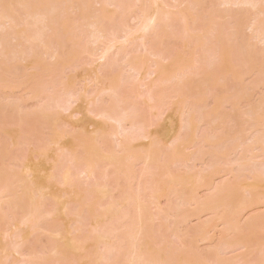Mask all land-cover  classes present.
<instances>
[{
  "label": "rangeland",
  "instance_id": "1",
  "mask_svg": "<svg viewBox=\"0 0 264 264\" xmlns=\"http://www.w3.org/2000/svg\"><path fill=\"white\" fill-rule=\"evenodd\" d=\"M80 1L78 0L79 6H81L80 3L84 2V0ZM111 1L104 5L95 4L94 6L91 4L94 7L87 9L88 12H85L83 9L84 11L81 13L80 9H78L76 11L72 10L73 12L71 11L70 13L72 16H76V18H78V14L79 16L84 15V12L88 13L85 15L89 19L90 17L92 19L98 17L106 21L107 18L108 20L110 18V23L106 21L102 25L100 24L102 26L101 30L103 32V28L105 27L106 30H104H108L107 34L110 32L113 35L117 33L116 36L120 42H123V40L125 42L124 38L127 32L131 31L134 34L136 33L135 35L133 34L134 36L132 35V38L134 37L132 39L134 43L131 46V42L124 45L125 51L127 49L128 57H124L127 54L124 53L123 55L121 53L122 51L118 53L114 49L108 57L109 61L114 64L112 65V69H107L109 70V75L107 73L108 71L100 72L99 69L97 70L98 73H101L100 77L104 76L105 81L107 80L105 85L102 84L104 79L101 81L99 78L100 73L97 76L95 70L101 63L97 61L99 53L97 50L103 47L102 43L105 44L103 42L104 39L99 45L91 42L87 45L86 40L89 34H92L90 31L92 29L88 27V30L90 28L88 31L87 26L82 25V23H86L80 18L78 19L79 22L81 21V25L76 21L78 22V26H76L75 31L79 26L84 27L83 29L79 27L83 31L82 33H78L80 29L76 31L77 34L75 35H77V40L80 37L78 34H81V38L83 34H86L87 37L84 36L82 38V45L86 42L85 46L87 45L88 50L91 49L90 51H92L94 48L95 52L93 53L97 52L96 56L92 55L89 57L85 53L80 54L70 49V45L66 47L67 44H64V51L63 49H59L60 47H57L59 49L58 56L61 57V53H64L63 58H59L61 61L59 59H55V61L52 59L55 63L60 61L57 64L59 66L54 63V66L50 68L53 62H49V56H40L41 59L38 58L37 61L35 59L36 62L31 61L32 58H28L30 60H25V63L24 60L19 59V56L18 59H15L14 55L13 60L15 59L14 61L16 62H13L11 56L9 57L11 60L7 59L5 60L6 63H3L4 59H6L4 57L1 62L3 63L2 68L4 69L0 68V191L5 189V193H0V253L3 250L2 255L4 257L0 258V264H29L28 261L31 259L39 261L42 258L43 260L46 259L44 261L47 264H136L139 261L140 263L138 264H264V204L253 205L264 197V154L263 156H259L261 151L264 152V143L262 142L264 128L256 127L254 122L249 120L250 118L243 117V113H248L264 101V86H253L260 78V74L262 75V56H257L255 53L254 59L249 64L250 68L242 67L245 60H236L235 62L239 66V70L237 69L233 73L234 77L230 76L231 71L229 70V64L227 62L224 64L225 68L221 66V68L216 70L217 67L215 66L217 65L214 63H218L222 56L219 57L221 53L215 55V52H213V49L215 50L216 47L213 42L211 43L207 39L204 40L202 37L204 35L198 37L201 33L198 32V34L200 33L198 35L196 31H193L194 33L192 35H197L198 42H193L195 37L192 36V39L189 32L186 34V37L184 36L185 30H189L186 28L191 27L192 19L199 20L200 17V21L202 22L204 19V22L205 16L207 15V13L204 15L205 12L210 10L212 8L211 6H214L216 2L214 3V0H189L191 2L189 4L196 13H193L195 15L193 18L189 17L190 20L187 18L186 27L183 24L186 18H184V15L182 16V14L186 13V8L183 9V7L180 9L184 10V12L179 14L180 11L177 8L178 2L176 0H167L172 6L169 8L170 12L168 11L171 14H168L169 17L172 16L170 19L172 21L174 20L172 24L174 23L176 29L171 28L173 30L172 32L169 31L171 30L170 28L166 31L164 30V33L168 32L164 35L167 37H164L161 28H163L162 26L165 25V22H161V24L163 23L162 26L160 24L161 28L157 27V33L151 34L149 39L150 50L162 53L160 61H157L159 59L156 61L160 62V65L162 63L160 67L163 68H159L158 75H154L150 82V85L154 86L153 92L157 98L158 114L161 116V119L155 115V111L154 116H151L152 113L147 112L148 109L146 107L148 104L146 106L144 104L148 88H144L142 83L146 77L145 72L147 73L150 70L152 71V68L154 69L153 59L155 61L156 58L146 56L147 53L144 52V48H140V39L138 37H140L141 33H138V30L141 24L139 23L140 20H133L134 15L137 16L140 14L138 15L139 17L144 16L145 8L142 10V7L146 6L147 8L148 5L145 4H149V0L136 4L138 6L136 7L138 9H136L137 11L133 9V11L128 12L127 10L126 15L122 17L123 19L120 18L121 16H118L119 11L117 10L119 9L112 5ZM150 1L151 3L153 2L152 5L155 7L156 4H159L157 1ZM215 1L218 2V0ZM55 2L58 4V1ZM123 2L128 8L131 5L133 6L136 0H124ZM92 3H94L93 0ZM154 6L151 9L152 13L155 10ZM215 6L217 13V10L224 12L229 9L228 11H232L233 13L232 17L242 10V7L240 8L239 6V8L235 6L230 8L225 5ZM214 7L212 10H214ZM201 8L202 13H200ZM244 8L245 16L246 14L248 16V18H245L247 19L246 22H250L249 18L252 19L253 17V8L252 10L248 6ZM114 10L117 13L114 14ZM164 10L166 11L167 9ZM97 12L99 13L97 14ZM177 12L181 15L179 16L180 18ZM223 12L219 14H223ZM212 13L214 12L212 11ZM100 14L108 17L102 18L103 16L100 17ZM110 15H113V17H110ZM216 15L218 16V14ZM21 16L25 15L22 13ZM163 16V18L166 17V15ZM236 16L240 17V15ZM98 18L95 19L97 20ZM114 18H118V21L119 19L121 20L116 22L117 20L114 21ZM260 19H264V15ZM40 20L42 21V19H39L38 24L42 25L40 24ZM35 22L37 24V21ZM28 23L30 22L27 21V26ZM200 23L198 21L196 25ZM225 23L227 25V34H232L230 36V44L228 45L229 50L227 49L225 51L227 52L226 56H233L238 53L240 55L244 54L246 51V41L250 38L251 40L254 39L252 38L253 33L250 29H246L247 27H243V33L236 32L237 36L236 34L233 36V33H235V27L233 28V26L237 22L235 21L234 23V19L231 18V21L228 20ZM245 24L249 25V23ZM261 24L263 22L259 25ZM59 25L61 24L59 23L55 28ZM27 26H25L26 30L28 29ZM32 26L33 23H31L29 28ZM23 27L22 25L16 29L21 35ZM180 28L184 29L180 31ZM232 28L234 30H231ZM261 28L264 30L263 27ZM165 29H167L166 26ZM35 32L33 33L35 34ZM181 32L182 34H180ZM33 33L30 35H33ZM179 38L180 40L183 38L184 42L183 40L180 41ZM186 40L190 42L188 43ZM200 40L203 45L199 44ZM10 41L13 43L10 46L12 50L16 44L19 46L16 48L18 50H23L24 48L23 51H26L29 48L28 46H30V43L28 45L25 43V46L22 45L23 47H20L18 44L20 40L15 41V39H11ZM63 41L66 40L63 39ZM204 41L208 42V44ZM106 42L108 41L106 40ZM255 43L256 46L252 43V49L256 48V51L264 50V43L257 41ZM198 44L201 45L199 47L202 49H200L201 51L206 50L208 54L211 53L214 55L211 58L212 56L203 51L204 55L205 53L207 54V56H204L207 68L208 66L215 65L212 66L215 67L216 72L214 79L216 82L213 80V84H217V87L215 88L216 90H211L212 87L208 88V85H202L205 89L199 86L201 88L200 90L197 89L198 91L194 87L195 89L193 88V90L201 92L199 98L196 99L190 95L180 98L177 95L178 89H180L179 81L173 79V76L176 72L179 73L182 71L184 73V65H187V61L189 65V59L186 60L187 56L195 54L193 51L197 53ZM128 45L129 47L126 48ZM35 46L36 44L32 48L35 49ZM124 46H121V48ZM185 46L191 49V51L188 52L187 50L189 49L186 50ZM17 49L15 50L17 51ZM65 51L68 56H66ZM131 54L137 55V60L140 59L139 61L135 60V66H139L144 62L146 70L142 68L143 72L138 77L134 74L133 70L130 69L131 71H129V67L127 66L134 61L132 58L134 59L135 55L130 57ZM137 56H135V59ZM63 59L65 61L64 64ZM208 59L210 61L213 59L212 64H209ZM41 60L42 62L39 64L40 62L38 61ZM125 60H128L127 65H125ZM183 60H186V62L182 63L181 61ZM43 62L45 63L43 64ZM205 62L203 67L206 66ZM36 63L39 65H36ZM65 63L67 64L66 66ZM40 65L41 68L38 67ZM188 65L185 70L189 68ZM36 67L39 69H36ZM51 69H54V71ZM191 71V74H195L194 76L191 75L192 80L196 79L197 81L203 76L200 75L198 77L199 73L201 74L203 70H197L198 72L196 70ZM111 72L114 74L113 78L110 76L112 75L110 74ZM180 74L176 76L178 77ZM196 74L198 75L196 76ZM109 76L111 80L108 79ZM176 76L175 78H177ZM93 77H98L100 82L97 78L94 80ZM5 78L6 81L4 80ZM162 78H164V82L161 81ZM165 78L168 80L167 82ZM86 79L88 80L86 81ZM89 79H93L89 83L91 85L88 84ZM94 81H97L96 85L98 82L104 85L103 87H106L107 90L111 88L109 86L113 84L115 86L117 81L118 83L116 85L118 84V87L120 84H123L117 97L115 95L118 91L114 92V97L111 96L112 94L107 95L108 92H103L104 94L101 97L99 94L100 100L98 101L99 98L97 99L98 109L114 107L117 109L116 113L118 115H124L126 113L128 114L132 105H136L137 107H132L138 108V112L140 111L138 116L135 117L136 121L132 123L134 127L130 124L132 121H127L126 125H121L120 129L123 127L125 130L124 134L127 137L118 129V124L110 123L111 121H107L104 118L103 121L100 117L101 121L97 118L98 116L96 118L94 115L93 117H90L91 115L88 116L89 109L97 110L96 103H93L95 108H93V105L90 108V105L92 101H96L95 97L99 92L96 88L98 86V88H101L100 85L94 87ZM110 81L113 83H110ZM5 82H7V86H5ZM105 89L102 90L104 91ZM213 91L215 95L212 94ZM240 93L241 95L237 97ZM76 94L82 95V98L78 95L76 96L77 99L78 97L80 99L78 101L72 98ZM83 94L86 95L83 97ZM140 94H143L144 97H141ZM229 94L234 95V99L230 103L226 102L225 99ZM126 96L129 97L128 103L123 101L124 97L127 101ZM242 96L245 98L240 99ZM72 99L76 100V102L74 103ZM56 101L57 103L60 102L61 105H59L62 109H58L57 107L53 108ZM146 103L148 102L146 101ZM183 103L184 105H188L187 109L184 108ZM63 105H70L72 108L70 110L68 109V111H63ZM115 105L119 108L115 107ZM100 106H103V108H100ZM194 107L198 111H203L202 113L200 112L201 114H206L207 116L209 113L208 118L206 117L204 121L200 122L198 113L190 115L192 113L191 108ZM91 112L92 110L89 113L91 114ZM216 112L221 113L220 115L224 114L225 119L222 120V118L221 120L213 121ZM237 112L239 116L242 113V121L241 118H237ZM183 113H185L184 118H181V120L180 118L178 119ZM225 113H228L230 119L234 117L232 118L234 120H228ZM233 114L234 116H232ZM261 114H264V104L261 107ZM50 115L51 118H49ZM141 116H143V119ZM155 116L158 117V121ZM45 119L50 123L52 122L50 124V126L52 125L51 127L48 126L49 122L46 124L47 121ZM58 121L59 123H57ZM140 121H145L144 129L141 126V128L137 126L138 124L136 123H140ZM153 121L158 122V124L150 128V125L154 123ZM238 121L242 123L240 122L238 124ZM55 122L58 126H56ZM189 123L190 127L188 125ZM53 126L58 130L54 129L53 132ZM251 126H253V130H250ZM191 127L192 129H190ZM102 128L104 131H102ZM95 131L97 134L99 132L100 138ZM145 131L146 133L149 132L153 139L146 138L145 140L142 135L140 137L139 134L144 132L143 134L145 135ZM56 132L57 134L55 136ZM117 132L118 134L121 132L122 139H125L124 141L118 140V137L116 138L113 135H117ZM121 135H119V139ZM63 136L64 138H62ZM96 136L98 138H95ZM90 137H93L95 145L91 143V149L90 146L86 148L87 143L91 140ZM139 138L141 139L140 141ZM51 140L53 142L56 140L54 144L56 142L57 144H52L53 142ZM152 140L154 143H157L156 145L154 144L155 147L151 143ZM253 140L254 142H252ZM59 141L60 143L58 144ZM122 143L125 144L123 145ZM122 146H126V148H122ZM254 146L258 147L257 150ZM93 147H97L98 150L101 149L102 152L99 151V153H103L106 159H102L101 155V158L98 157V159L92 157L91 150ZM127 148V152L129 151V153L125 152ZM149 149L151 151L153 150V152L156 151L154 153L156 154L155 162L144 159L145 155V158L147 157V151ZM109 152L112 153L109 158L111 156H116L115 158H117L118 156L117 159L119 160V157L122 156L124 158L120 160L124 159V163L120 160L118 162L117 160L115 161V158L113 160V157L111 160L108 159L107 155L110 154ZM142 153L144 156L141 159L138 155H142ZM71 157L75 159H71ZM74 160L76 161L75 163ZM109 161L110 163H108ZM112 162H115L116 167L113 166ZM120 162L123 165L120 166ZM72 163L74 164L72 165ZM120 168L123 169V174ZM125 168L127 171L124 170ZM31 169L33 172H36L33 173ZM91 172L96 173V175L92 176L94 173L92 174ZM253 174L254 176L262 174L263 178L257 181V183L255 182L256 180H253L254 183L252 181ZM30 180L33 181V184ZM46 180H49L50 186L53 187V190L55 189L56 195L53 193V190L46 192L48 196L45 194L42 188ZM168 181L172 183H170V192H166L167 195L164 194L162 197H157L154 191V189L156 190V185L160 183L159 185L162 184L161 186H164L166 183L169 184ZM191 183L194 184V188L193 192L189 194V185ZM248 188H250L251 194L247 193L250 192ZM246 190L248 191L246 192ZM39 192L42 197H39ZM42 193L44 194L42 195ZM51 194H54V196L52 195L53 197H51ZM31 197H33V200ZM42 198L44 199L42 200ZM63 200H66L68 205ZM9 201L13 203L19 201V204L22 203V207L16 208V205L13 203V205H10ZM61 201L68 207L67 209H64V205H62L64 207H60ZM69 202H73L72 205ZM33 204H36L35 207ZM38 204H40L41 208ZM31 205L33 209H36L32 210ZM29 209L34 211V215L36 214L32 217L33 220L37 216V210H39L38 221H35L33 224L35 225L37 223V227L36 225L34 226L36 228H32L33 225L30 224L31 222L29 223L31 228H29L26 224L29 220H26V223L23 220L25 215H31V213L25 214L23 210L28 212ZM27 219L29 218L27 217ZM22 222L27 225V229ZM58 233H60V236H58ZM24 234L28 238L26 240L23 239L26 243L21 242L25 244H20L22 246L20 248L17 244H19L18 242H20V238ZM5 247H7V251L5 250L4 252L3 248ZM16 247L20 250V254H17L19 252L16 253ZM50 261L51 263H49ZM39 263L43 264L44 262L40 261ZM31 264H37V261L36 263L32 261Z\"/></svg>",
  "mask_w": 264,
  "mask_h": 264
},
{
  "label": "bare ground",
  "instance_id": "2",
  "mask_svg": "<svg viewBox=\"0 0 264 264\" xmlns=\"http://www.w3.org/2000/svg\"><path fill=\"white\" fill-rule=\"evenodd\" d=\"M55 1H58V4H57V2H55ZM73 1V2H72ZM94 1V3H92V0H84V2H82V3H80V5L81 6H79V3H78V0H0V63L3 61V58L5 57L6 59H4V61H3V63H6V61L5 60H7V59H10L9 57L11 56L12 57V60H13V57H14V55H15V59L17 58H19L20 60H30V59H28V58H32L31 59V61H35V59H36V61L38 60V58H40V56L41 57H45V56H49L48 58H49V62H51L52 61V59L55 61V59L56 60H58L59 58L61 59V57L63 56V52L61 53V57L60 56H58V53H59V49H65V47H63V45L65 44H67L66 45V47L67 46H69L70 45V49H72V50H74L75 52H79L80 54H86V55H88L89 57L90 56H92V55H97V52L96 53H93V52H95V49L93 48V50L92 51H90V50H88V48L86 47L87 45H89V42H91V43H93V44H101L102 42V40H103V42H105V44L104 43H102V46L103 47H100L99 48V50H97V51H99V53H98V59H97V61L98 62H101L100 64H99V66H97V69H95L96 70V72H97V70L99 69V71L101 72H107L108 73V75H109V70L110 69H112V65H114L112 62H110L109 61V59H108V57H109V54H110V52L112 51V50H117V52L119 53V52H121V53H123V55H124V53L125 54H127V55H124V57L125 56H127L128 57V53H127V49H126V51H125V44H129V42H131L130 43V46L134 43V40H132V39H134V37L132 38V35L134 34V32H131V31H129V32H127L126 33V35H125V42H124V40H123V42H120L119 40H118V38H117V33L116 34H114L113 35V33H108L107 34V32H108V30L107 31H105L106 29H105V27L103 28V32L105 33H103L102 32V23L104 22H106V21H108L109 22V20H110V18H109V20H108V16L106 17L107 18V20L105 21L104 19H100V18H98V17H94V19H92L91 17H90V19H92V20H90L89 18H88V16H86L88 13H85V12H88V10L87 9H89V8H93L94 6H95V4H100V5H104V4H108L109 2H110V0H93ZM117 1V2H116ZM124 1V0H123ZM123 1H121V0H112L111 1V3H112V5H114V6H116L119 10H117V11H119L118 13V16H121L120 18L121 19H123L122 17L124 16V15H126V11L128 10V12L130 11H133V9H134V11H137L138 9L136 8V7H138L136 4H139V3H141L142 1H145V0H136V2H135V4L132 6H129L128 8L126 7V4L123 2ZM155 2L157 1V2H159V4H156V7L154 6V5H152L153 4V2L151 3V1L149 0L148 2H149V4H145V2H147V0L144 2V4L145 5H148L147 6V8H148V10H146L147 8H146V6H144V7H142L143 9L142 10H144V8H145V14H144V16L143 17H139L138 15H140V14H138L137 16H133V20H135V21H138V20H140L139 21V23L141 24V26H140V28H139V30H138V33H141V35H140V37H138L140 40V48L142 47V48H144V52L145 53H147L146 54V56H149V57H153V58H156L155 59V61L157 60V59H159V60H157V61H160V59H161V55H162V53H157V52H153V51H151L150 50V48H149V39H150V36H151V34H154V33H157L156 31L158 30L157 29V27H160L161 28V26H162V24L165 22V25L164 26H162L163 28H161L160 30L163 32V36L164 35H166L167 33H164V30L166 31V30H168L169 28L171 29V28H175L174 27V23L172 24V22H174V20L172 21V19H170V18H172V16L171 17H169V14H171V13H169L170 11H169V8L170 7H172L169 3H168V1L167 0H154ZM177 2H178V5H177V8H178V10L180 11V13L179 14H181V13H183L184 12V10H180V9H182L183 7V9H185L186 10V13L185 14H182V16L184 15L185 17L184 18H186L184 21H185V23H183L186 27H187V25H186V20L188 21V19L190 20V18L189 17H191V18H193L195 15L193 14L194 12L196 13V11L191 7V5L189 4V3H191V2H189V0H185V1H179V0H176ZM213 1V0H212ZM79 2H81L80 0H79ZM216 2V3H215ZM61 3V4H60ZM210 4H211V2H209ZM214 3H215V5H225V6H228V7H242V10L238 13V14H235V16L234 17H232L233 16V13H232V11H222L223 12V14H219V13H222L221 11H219V10H217L218 11V13L216 12V6L214 7V6H211L212 8L214 7V10H212V8L210 9V10H208V8H207V12H205V14L204 15H206V13H207V15L206 16H208V14H209V16L206 18V16H205V21L203 22V17H202V22L200 21V17H199V20L198 19H195V18H193L192 19V22H191V27L190 28H186V29H189V30H185V37H186V34L189 32V34H191V37L193 36V37H195V39L193 40V42L195 41V42H198L199 41V39H198V37H200V36H202V35H204V36H202L203 38H204V40H206L207 39V41H209V42H213V44L216 46L215 47V50L213 49V52H215V55L217 54V55H219L220 53V55H219V57L220 56H222V57H220L221 59H220V61H218V63L216 62V63H214L215 65H217V66H215V65H211L210 67L208 66V68H207V63L205 62V59H204V56L206 55L207 56V52H206V50H203L204 52H206L205 53V55H204V52L203 51H201L202 49L201 48H199V47H201V45H203L202 44V42H201V40H200V43L199 44H201V45H199L198 44V49H197V53L195 52V51H193V53H195V54H193V55H190V56H187V59L186 60H188L189 59V65H188V61H187V65H188V67L189 68H187V70H185L186 69V67H187V65L185 64L184 65V67H185V69H184V73L181 71V72H176L177 74H180V76L178 75V77L176 76L177 74L175 73L174 74V76H173V79H177L178 81H179V86H180V89H178V97H180V98H183L184 96H186V95H190V96H192V97H194V98H199L200 97V93L201 92H197L198 90L197 89H199L200 90V88L202 87V85H208V88L210 87H212L211 88V90L212 89H215L216 87H217V84H213L214 83V81L216 82V80H214L215 79V76H216V72H215V67H217V69L216 70H218V68H221V66H224V64L227 62L228 64H229V70L231 71L230 72V76H233V73L238 69L239 70V66H237L236 64V60H241V59H243V60H245V63H244V65H242V67H249V64H250V62H252V60L254 59V55H255V53H256V55L258 56V55H261L262 56V58H263V60L261 61V65L263 66V69H264V50H262L261 49V51H256L255 49L256 48H254V49H252L253 48V46H252V43H253V45H255L256 46V41L257 42H261V43H264V30H262V28L261 27H263V29H264V26H263V24H264V19H260L259 20V18L262 16V15H264V0H218V2L217 1H215L214 0ZM60 4V5H59ZM91 4H93L94 6H91ZM209 4V5H210ZM141 5V4H140ZM139 5V6H140ZM188 5V6H187ZM80 8H79V7ZM152 6H154L155 7V10H154V12L152 13V11H151V9H152ZM185 6H187V7H185ZM200 6H202V5H200ZM245 6H248V7H251V10H252V8H253V10H252V12H253V17H252V19L251 18H249V20H250V22H246L247 21V19H245V18H248V16H247V14H246V16H245ZM135 7V8H134ZM153 7V8H154ZM203 7V6H202ZM238 7V8H239ZM125 8H126V10H125ZM167 9L166 11L164 10V9ZM205 8V7H204ZM203 8V9H204ZM78 9H80V11H81V13H83V11L85 10V12H84V15L82 14V15H80L79 16V14H78V18H80L82 21H84L86 24H84V23H82V25H86L87 26V30H88V27H91V29L92 30H90V28H89V30L92 32V34H89V37L91 36V37H93L92 39H91V37H90V39H89V37H87V35L86 34H83L82 36L84 37V36H86L87 37V45L85 46V44H86V42L84 43V45H82V38H81V34H78V35H80V37H78L79 39L77 40V35H75V34H77V30H79L80 28L81 29H83V27H78V29H76V31H75V28H77L76 26H78L77 24H78V22H79V19L78 18H76V16H72L70 13H71V11L73 10V11H76V10H78ZM82 9V10H81ZM84 9V10H83ZM122 9H123V11H122ZM137 9V10H136ZM141 9V8H140ZM249 9V8H248ZM262 9V10H261ZM61 12H60V11ZM63 10V11H62ZM87 10V11H86ZM101 10H103V9H101ZM162 10H163V12H162ZM244 10V11H243ZM72 11V12H73ZM79 11V12H80ZM90 11H91V9H90ZM121 11V12H120ZM140 11V10H139ZM138 11V12H139ZM169 11V12H168ZM182 11V12H181ZM210 11V12H209ZM212 11L214 12V13H212ZM250 11V10H249ZM100 12V11H99ZM99 12H97V14L99 13ZM103 12V11H102ZM101 12V13H102ZM114 12V14L115 13H117L116 12V10H114L113 11ZM142 12H144V11H142ZM216 12V13H215ZM230 12V13H229ZM251 12V13H252ZM24 14L25 16H21V14ZM105 13V12H104ZM103 13V14H104ZM125 13V14H124ZM141 13V12H140ZM167 13V14H166ZM169 13V14H168ZM200 13H202V8H201V11H200ZM86 14V15H85ZM92 14H94V12H92ZM95 14H96V12H95ZM113 14V13H112ZM113 14V15H114ZM137 14V13H136ZM177 14H178V12H177ZM176 14V15H177ZM178 14V17L179 16H181V15H179ZM211 14V15H210ZM213 14V15H212ZM215 14V15H214ZM216 14H218V16L216 15ZM231 14V15H230ZM77 15V14H76ZM101 16L100 17H102L103 15L102 14H100ZM113 15H110V17H113ZM142 15V14H141ZM163 15H166V17L165 18H163L164 16ZM168 15V16H167ZM199 15V14H198ZM236 15H240V17L242 16H244L243 18L241 17H239V16H236ZM99 16V15H98ZM163 16V17H162ZM250 16V15H249ZM104 16L102 17V18H105ZM210 17V18H209ZM76 18V19H75ZM95 18H98L97 20L95 19ZM177 18V17H176ZM180 18V17H179ZM188 18V19H187ZM209 18V19H208ZM231 18L232 19H234V23H235V21L237 22L236 24H234V26H233V28L235 27V30L232 28L231 30H234L235 31V33H233V36H234V34H236V36H237V33H243L244 32V28L245 27H247L246 29H250L251 30V32L253 33V37L252 38H254V39H252L251 40V38L249 39V40H247L245 43H246V51H245V53L244 54H242V55H240V53H238V54H234L233 56H226V53L227 52H225L227 49L229 50V47H228V45L230 44L229 42H230V36H232V34L230 35L229 33L227 34V25H226V23L225 22H227L228 20H230L231 21ZM33 20V22H31V20ZM39 19H42V21L40 22V24H42V25H39L38 23V21H39ZM121 19H119V21L121 20ZM175 19V18H174ZM88 20H89V22H88ZM117 20V21H116ZM183 20V19H182ZM243 20H245V21H243ZM248 20V21H249ZM27 21L28 22H30V23H28V26H27ZM35 21H37V24H36V22ZM76 21H78V22H76ZM92 21V22H91ZM114 21H116V22H119L118 21V18L117 19H115L114 18ZM183 21V22H184ZM199 21V23L200 24H197L196 25V23ZM261 21V22H260ZM34 22H35V24H34ZM107 22V23H108ZM112 22V21H111ZM161 22H163L162 24H161ZM242 22H243V24H242ZM263 22V24H261V25H259L260 23H262ZM31 23H33V26H34V28H33V26L31 27V28H29L30 27V25H31ZM61 24V25H59L58 27H56L55 28V26H57L58 24ZM76 23V24H75ZM80 23V25H81V21L79 22ZM110 23V22H109ZM244 23H249V25L248 24H245V25H247V26H245L244 25ZM30 24V25H29ZM101 24V25H100ZM117 24V23H116ZM115 24V25H116ZM160 24H161V26H160ZM196 25V26H198V27H196V26H194V25ZM24 26L23 27V29L21 30V29H19V30H21V32H22V35L21 34H19L18 32H17V30L16 29H18L20 26ZM111 25V24H110ZM113 25V24H112ZM114 25V26H115ZM189 25V24H188ZM244 25V26H243ZM25 26H27V28L29 29H25ZM39 26V27H38ZM74 26V27H73ZM101 26V27H100ZM165 26H166V28L167 29H165ZM183 26V25H182ZM39 28V30H38V28ZM108 27V26H107ZM110 27V26H109ZM113 27V26H112ZM196 27V28H195ZM244 27V28H243ZM63 28H65L66 29V31H64V30H62ZM74 28V29H73ZM243 28V29H242ZM31 29V30H30ZM36 29V30H35ZM63 31H61V30ZM81 29L79 30L80 32H78V33H82L83 31H81ZM105 29V30H104ZM110 29V28H109ZM176 29V28H175ZM181 29V28H180ZM184 29V28H183ZM183 29H181L180 31H182ZM238 29H240V30H238ZM23 30H24V33H25V35H24V33H23ZM88 30V31H89ZM229 30V29H228ZM32 31V32H31ZM34 31H36L35 32V34L33 33ZM110 31H112V30H110ZM169 31H173L172 29L171 30H169ZM196 31L197 32V34H198V32H200L201 33V35H199L198 37H197V35L195 34V35H192L194 32ZM226 31V32H225ZM234 31H232V32H234ZM243 31V32H242ZM28 32V34L26 35V33ZM31 32V33H30ZM62 32V33H61ZM65 32V33H64ZM91 32H89V33H91ZM115 32V31H114ZM170 32V33H171ZM237 32V33H236ZM33 33V35H30V34H32ZM49 33H51L50 35H51V37H50V35H49ZM64 33V34H63ZM137 33V34H138ZM174 33V32H173ZM178 33V32H177ZM62 34V35H61ZM99 34V35H98ZM111 34V35H110ZM136 34V33H135ZM134 34V35H135ZM180 34H182V32L180 33ZM179 34V36H181ZM64 35V36H63ZM96 35V36H95ZM98 35V36H97ZM107 35V36H106ZM108 35H110V36H108ZM133 35V36H134ZM176 35V34H175ZM175 35H174V37H175ZM239 35V34H238ZM49 36V37H48ZM137 36V35H136ZM135 36V38H137ZM171 36V35H170ZM169 36V37H170ZM178 36V37H179ZM183 36V35H182ZM85 37V38H86ZM164 37H167V36H164ZM176 37H177V35H176ZM185 37H183L184 39H185ZM187 37H188V35H187ZM193 37H192V39H193ZM196 37H197V39H196ZM201 37V39H203ZM18 38V39H17ZM21 38V39H20ZM183 38H181V40H180V38H179V40L180 41H182L183 40ZM11 39H15V41H18V40H20V41H18V42H16V43H18L19 45H20V47L22 46V45H26L25 43H27V45L30 43V46H31V50H30V46H28L29 48V50L27 51L26 49V51H23L24 50V48H23V50L22 49H19L20 50V52H18L19 50L16 48L18 45L16 44V46H15V48H14V46H13V50H12V47H10V46H12L13 45V43H12V41H10ZM63 39H65L66 41H63ZM131 39V40H130ZM165 39V38H164ZM172 39V38H171ZM187 39V38H186ZM188 39H189V37H188ZM84 40V39H83ZM106 40L108 41V42H106ZM136 40V39H135ZM166 40V39H165ZM178 40V39H177ZM191 40V39H190ZM212 40V41H211ZM253 40H255V41H253ZM85 41V40H84ZM188 43L190 42V41H188V40H186ZM253 41V42H252ZM67 42V43H66ZM183 42H184V40H183ZM204 42H206V41H204ZM11 43H12V45H11ZM188 43H187V45H188ZM207 44H208V42H206ZM36 44V48L34 49V48H32V46H34ZM205 44V43H204ZM183 45H185V44H183ZM211 45V44H210ZM62 46V47H61ZM121 46H124L123 48H121ZM190 46H193V45H190ZM205 46V45H204ZM212 46V45H211ZM19 47V46H18ZM23 47V46H22ZM57 47H60L59 49L57 48ZM127 47H129V45L128 46H126V48ZM196 47V46H195ZM195 47H193V48H195ZM203 47V46H202ZM226 47V48H225ZM211 48V47H210ZM224 48H225V50H224ZM15 49H17V51L15 50ZM64 49H63V51H64ZM98 49V48H97ZM123 49H124V52H123ZM182 49H183V47H182ZM185 49L187 50V49H189V48H187L186 46H185ZM201 49V50H200ZM22 50V51H21ZM185 50V51H186ZM200 50V51H199ZM82 51H84V52H82ZM184 51V50H183ZM188 52L189 51H191V49H189V50H187ZM211 51V50H210ZM18 52V53H17ZM61 52V51H60ZM67 52H68V50H67ZM71 52H73V51H71ZM82 52V53H81ZM130 52V51H129ZM65 53H66V51H65ZM68 53H70V52H68ZM131 53H133V52H131ZM182 53V52H181ZM184 53V52H183ZM71 54V53H70ZM186 54H187V52H186ZM192 54V53H191ZM17 55V56H16ZM60 55V54H59ZM135 54H131V56L130 57H132V56H134ZM208 55H210V56H212L211 58H213L214 57V55H212L211 53L210 54H208ZM19 56V57H18ZM66 56H68L67 55V53H66ZM135 56H137V55H135ZM135 56H134V59L132 58V60H134V61H132V63H130V65H127L126 63H128V60L126 61L125 60V65H127L128 67H129V71H131V70H133L134 71V74L138 77V76H140L141 74H142V72H143V69H145V67H144V62H142V64H140L139 66H135L136 64V62H135V60H137V58H138V56L136 57V59H135ZM127 57H126V59H127ZM190 57V58H189ZM63 58V57H62ZM139 58H140V56H139ZM182 58H183V56H182ZM186 58V57H185ZM210 57H209V59H211ZM216 58V57H215ZM14 59V60H15ZM41 59V58H40ZM51 59V60H50ZM59 59V60H60ZM207 59V58H206ZM208 59V60H209ZM218 59V58H217ZM216 59V60H217ZM11 60V59H10ZM13 60V62H16V61H14ZM140 60V59H139ZM139 60H137V61H139ZM186 60H183V61H181L182 63L183 62H186ZM215 60V61H216ZM9 61V60H8ZM26 61H25V63H26ZM35 61V62H36ZM61 61V60H60ZM60 61H57L56 63L55 62H53V64L50 66V68L52 67V66H54V63L57 65L58 64V62H60ZM154 61V59H153V63H154V69L152 68V71L150 70V71H148L147 73L145 72V74H146V77L143 79V83H142V86L145 88H148V93L145 95V99L146 100H144V104H145V106L147 105V109H148V113H152V115L151 116H154L153 114H154V111L156 112L155 113V115L156 116H159V114H158V105H157V98H156V96H155V94H154V86H151L150 85V82L152 81V78H153V76L154 75H158V73H159V70L162 68V67H160L161 65H162V63H161V65L159 64L160 62H155ZM207 61V60H206ZM212 61H213V59H212ZM212 61H210L209 60V64H212ZM20 62V61H19ZM23 62V61H22ZM30 62V61H29ZM38 62H40L39 64H41V62H42V60L41 61H38ZM64 59H63V64H64ZM130 62H131V59H130ZM172 62V61H171ZM204 62H205V64H206V68L205 67H203L204 66ZM211 62V63H210ZM244 62V61H243ZM3 63H1L0 64V68H2L3 67ZM8 63V62H7ZM28 63V62H27ZM32 63V62H31ZM45 62H43V64H44ZM139 63V62H138ZM30 64V63H29ZM33 64V63H32ZM39 64H37L36 63V65H39ZM49 64V63H48ZM51 64V63H50ZM62 64V65H63ZM70 64H71V62H70ZM133 64V65H132ZM171 64V63H170ZM5 65V64H4ZM67 64L65 63V66H66ZM138 65V64H137ZM142 65V66H141ZM5 66H7V65H5ZM9 66V65H8ZM57 66H59V65H57ZM71 66H72V64H71ZM108 66H111V67H108ZM126 66V67H127ZM181 66V65H180ZM212 66H215V67H212ZM228 66V65H227ZM34 68H35V66H33ZM38 67H40L41 68V65L40 66H38ZM38 67H36V69L38 68ZM47 67H49L48 65H47ZM127 67V68H128ZM173 67V66H172ZM179 67V66H178ZM6 68V67H5ZM54 68V67H53ZM69 68H71L70 66H69ZM110 68V69H109ZM143 68V69H142ZM156 68V69H155ZM160 68V69H159ZM169 68V67H168ZM224 68H225V66H224ZM250 68V67H249ZM2 69H4V68H2ZM11 69V68H10ZM9 69V70H10ZM39 69V68H38ZM107 69H109V70H107ZM131 69V70H130ZM163 69V68H162ZM179 69V68H178ZM188 69H190L189 70V72H187L188 71ZM261 70L262 71V75L260 74V78L259 79H261V80H259L258 79V81H256V83H254L253 84V86L254 87H259V86H264V73H263V71L264 70ZM49 70V69H48ZM47 70V71H48ZM51 70H53L54 71V69H51ZM146 70V69H145ZM144 70V71H145ZM177 70V69H176ZM191 70H203V72H201V74L199 73V76L198 77H200V75H203L201 78H199L197 81H196V79H194V80H192L191 78V75H195V74H191ZM214 70V71H213ZM223 70V69H222ZM50 71V70H49ZM162 71V70H161ZM194 71H193V73H194ZM219 71H220V69H219ZM5 72V71H4ZM52 72V71H51ZM99 72V73H100ZM198 72V71H197ZM94 73H95V71H94ZM98 72L96 73V75L97 74H99ZM106 73V74H107ZM93 74V73H92ZM110 74H112V75H110L112 78L114 77V74L111 72ZM117 74V73H116ZM144 74V75H145ZM93 75H95V74H93ZM95 75V76H96ZM198 74H196V76H197ZM4 76H5V74H4ZM98 76V75H97ZM101 76V73H100V75H99V78L101 79V81H102V79H104V82L102 83V84H104L105 85V82L107 81H105V77L103 78V77H100ZM107 76V75H106ZM110 76L108 77V79H110ZM159 76H162V75H159ZM175 76L177 77V78H175ZM195 76V77H196ZM87 77V76H86ZM157 77V76H156ZM234 77V76H233ZM2 78H3V76H2ZM87 78H89V77H87ZM94 78V77H93ZM95 78H97L98 79V77H95ZM95 78H94V80H95ZM106 79H107V77H106ZM166 79V78H165ZM3 80V79H2ZM5 81H6V78L4 79ZM88 79H86V81H87ZM93 81V79H89V81H88V84L90 83V81ZM111 80V79H110ZM117 80V79H116ZM214 80V81H213ZM98 81H99V79H98ZM161 81H163L164 82V78H162V80ZM168 80L166 79V82H167ZM196 81V82H195ZM213 81V82H212ZM95 82V86L94 87H96V86H98V85H100V87L101 88H96V89H98V95L95 97V99H96V101L94 100V101H92L91 102V105H90V108H92L91 106L93 105V108H95V106H94V104L95 105H97V110L96 109H91L92 110V112H91V114L89 113L91 110L89 109L88 111V116H90V117H93V115L95 116V118L97 117V118H99L100 120H101V118H102V120H103V118L105 119V120H107V121H111L110 123H115V125H117V127L119 126V130H121V132H123L122 134L124 135V136H126V134H124V129H123V127H122V129H120V127H121V125H123V124H127V121H132V122H130V124H131V126H133V122L134 121H136V119H135V117L136 116H138V113L140 112H138V108H134L135 106L134 105H132V106H134V107H132L131 106V112H130V110H129V112H128V114L126 113V114H120V115H118V113H116V111H117V109L116 108H109V109H107V107H104V109H98L99 107H98V103H97V99H98V101L100 100V97L101 96H103V94L106 92H108V94L107 95H111L112 97H114V95H115V91H118L117 93H116V95H115V97H117V94L119 93V91H120V88L122 87V85L120 84V86L118 87L117 85H116V83H118V81L115 83V86H116V88H114L115 86H109V87H111L110 89L112 90V92H110L109 93V91H111L110 89L109 90H107V88L105 89L103 86L104 85H102V84H100L99 82H98V84L96 85V83H97V81H94ZM93 82V83H94ZM112 81H110V83H111ZM193 82H195V83H193ZM7 82H5V84H6ZM9 83V82H8ZM92 83V82H91ZM109 83V84H110ZM113 83V82H112ZM2 84V83H1ZM3 84H4V82H3ZM87 84V85H88ZM8 84H6L5 86H7ZM89 85H91V84H89ZM102 85V86H101ZM108 85V84H107ZM210 85V86H209ZM199 86H201L200 88H199ZM9 87V86H8ZM196 89H195V88ZM119 88V89H118ZM193 88L195 89V90H197V91H195V90H193ZM202 88H204V87H202ZM206 88H207V86H206ZM102 89H105L104 91L102 90ZM117 89V90H116ZM205 89V88H204ZM114 90V91H113ZM202 90V89H201ZM216 90V89H215ZM102 91V92H101ZM104 92V93H103ZM102 93V94H101ZM99 94H100V97H99ZM212 94H214L215 95V93H214V91H213V93ZM78 94H76L75 96H72V98H74V99H77L76 98V96H77ZM84 95H86V94H83V97H84ZM141 95V97H144V95L143 94H140ZM204 95V94H203ZM241 95V93L237 96V97H239ZM78 96H80V94L78 95ZM82 96V95H81ZM80 96V97H81ZM128 96V95H127ZM126 96V98H127V101L125 100V97H124V102H127L128 103V101H129V97H127ZM130 96V95H129ZM138 96V95H137ZM208 96H210V95H208ZM140 97V96H139ZM204 97V96H203ZM211 97H213V96H211ZM215 97V96H214ZM82 98V97H81ZM242 98H245L244 96H242L240 99H242ZM74 99H72L73 101H74V103L76 102V100H74ZM202 99V98H201ZM206 99V98H205ZM204 99V100H205ZM225 99H226V102H228V103H230L233 99H234V95H232V94H229V95H227L226 97H225ZM78 100H80L79 99V97H78V99H77V101ZM146 101L148 102V103H146ZM198 101H199V99H198ZM117 102V101H116ZM119 102V101H118ZM121 102V101H120ZM200 102H202V101H200ZM94 103V104H93ZM60 102L59 103H57V101L55 102V105L53 106V108H55V107H57L58 109H62V108H60ZM133 104V103H132ZM263 104H264V101L258 106V107H255V108H253V109H251L248 113H243L244 114V116L242 115V113L240 114V116L238 115V112H237V118L238 119H240L241 118V115L243 116V117H247V118H250L249 120L250 121H252V122H254V125L256 126V127H262V128H264V114H261V107L263 106ZM71 105V104H70ZM70 105H68V106H65V105H63L64 107V109H63V111H68V109L70 110V108H72ZM70 106V107H69ZM149 106H150V109H149ZM183 106H184V108H188V105H184V103H183ZM62 107V106H61ZM67 107V108H66ZM103 108V106H100V108ZM115 107H117L116 105H115ZM137 107V106H136ZM52 108V107H51ZM52 108V109H53ZM117 108H119V107H117ZM132 108H133V110H132ZM157 110V111H156ZM191 110H192V113H190V115H194V114H199V119H200V122L201 121H204V118L206 119V117L209 115V113H208V115L206 116V114L204 115V114H201L202 112L201 111H198V110H196L195 109V107L194 108H191ZM205 111V110H204ZM201 112V113H200ZM120 113V112H119ZM174 113H176V112H174ZM234 113V112H233ZM240 113V112H239ZM216 114V115H215ZM214 115H215V118H214V120L213 121H218V120H221L222 118V120H224L225 119V117H224V114H222V115H220L221 113H218V112H216ZM226 115V118L228 119V120H231L232 118H234V117H231V119H230V117L228 116V113H225ZM231 114V113H230ZM78 115H80V114H78ZM123 115V116H122ZM141 115V114H140ZM173 115H175V114H173ZM183 115V116H182ZM181 115V117H178V119L180 118V120H181V118H184V115H185V113H183ZM235 115V116H236ZM245 115H247V116H245ZM155 116V118H157V121H158V117H156ZM176 116V115H175ZM202 116V117H201ZM222 116V117H221ZM228 116V117H227ZM232 116H234V114L232 115ZM47 117V116H46ZM101 117V118H100ZM143 116H141V118H142ZM48 118V117H47ZM49 118H51V115H50V117ZM49 118H48V120H49ZM55 118V117H54ZM139 118H140V116H139ZM154 118V117H153ZM159 118L161 119V116H159ZM208 118V117H207ZM56 119V118H55ZM55 119H54V121H55ZM143 119V118H142ZM168 119V118H167ZM237 119V120H238ZM242 119L243 118H241V121H242ZM46 120V119H45ZM58 120V119H57ZM101 120V121H102ZM234 119H232V121H233ZM236 120V119H235ZM47 121V120H46ZM50 121V120H49ZM49 121H47L46 122V124L49 122ZM51 121H52V119H51ZM59 121H60V119H59ZM59 121L57 122V123H59ZM104 121V120H103ZM106 121V122H107ZM143 121V120H142ZM142 121H140V123L138 122V123H136V124H138L137 126L138 127H142L143 129H144V123H145V121L144 122H142ZM160 122H161V120H159ZM172 121V120H171ZM240 121V122H241ZM249 121V122H250ZM142 122V123H141ZM154 123H152L151 125H150V128L151 127H155V125L157 126V124H158V122H156V121H153ZM239 122V121H238ZM240 122L238 123V124H240ZM246 122V121H245ZM52 123V122H51ZM50 122L48 123V126L49 127H51L50 126V124H51ZM56 123V122H55ZM56 123V126H58V124ZM129 123V122H128ZM237 123V122H236ZM242 123V122H241ZM129 124V125H130ZM53 125H54V123H53ZM60 125V124H59ZM124 125V126H125ZM189 125V127H190V123L188 124ZM55 126V125H54ZM53 126V132H54V129H57V128H55ZM60 127V126H59ZM134 127V126H133ZM132 127V128H133ZM140 127V128H141ZM125 128V127H124ZM135 128H136V125H135ZM51 129V128H50ZM96 129H98V128H96ZM103 129V128H102ZM190 129H192V127L190 128ZM189 129V130H190ZM58 130V129H57ZM100 130V129H99ZM98 130V131H99ZM250 130H253V126H251L250 127ZM102 131H104V129L102 130ZM141 131H143V130H141ZM191 131V130H190ZM193 131V130H192ZM52 132V133H53ZM121 132L118 134V132H117V135H115V134H113L114 136H116V138L118 137V140H123L122 138H123V136L121 135ZM95 133L97 134V132L95 131ZM102 133H104V132H102ZM144 133V132H143ZM139 134L140 135V137H141V135H142V137H144L145 138V140H146V138L147 139H151L152 137L150 136V134H149V132H147L146 133V131H145V135L144 134ZM56 134H57V132L55 133V136H56ZM58 134H59V131H58ZM101 135V134H100ZM104 135V134H103ZM108 135V134H107ZM106 135V136H107ZM111 135V134H110ZM119 135H121V138L119 139ZM97 136L99 137V132H98V134H97ZM95 137V138H98V137ZM127 137V136H126ZM53 138V137H52ZM51 138V139H52ZM56 138V137H55ZM59 138V137H58ZM62 138H64V136L62 137ZM91 138V137H90ZM100 138V137H99ZM105 139V138H104ZM153 139V138H152ZM50 140V139H49ZM54 140V139H53ZM57 140V139H56ZM55 140V141H56ZM125 140V139H124ZM123 140V141H124ZM141 139L139 138V141H140ZM144 140V139H143ZM52 141V140H51ZM50 141V143H52ZM54 141V142H55ZM93 141V137L91 138V140L89 141V143H87V145H86V143H85V145H86V148H88V146H90V144L92 143L93 145H94V141ZM154 141H155V139H154ZM54 142L52 143V144H54ZM252 142H254V140L252 141ZM263 143H264V137H263V141H262ZM60 143V141L58 142V144ZM151 143H153L152 145H156L157 143H154L153 142V140H152V142ZM57 144V142L54 144V145H56ZM84 144V143H83ZM123 144V143H122ZM125 144V143H124ZM123 144V145H124ZM85 145H84V147H85ZM155 145H154V147H155ZM95 146V145H94ZM129 146H131V145H129ZM151 147V146H150ZM153 147V146H152ZM68 148V147H67ZM122 148H126V146L124 147V146H122ZM130 148V147H129ZM254 148L257 150V146H254ZM90 149H91V146H90ZM100 149V148H99ZM131 149V148H130ZM134 149V148H133ZM132 149V150H133ZM150 149H152V148H150ZM149 149V151H147V157L145 158V156L143 155V153H142V155L141 154H139L138 155V157H143L144 156V159H146L147 161L148 160H150L151 162H155L156 160V158H155V155L156 154H154V153H156V151L155 152H153V150L151 151ZM154 149V148H153ZM123 150V149H122ZM127 150H128V148L126 149V151L125 152H127ZM99 151L100 152H102L101 151V149L100 150H98L97 149V147L95 148V147H93L92 148V150H91V155H92V157H94L95 159H98V157H100V155L102 156V159L104 158V159H106V156L104 155L103 156V153H99ZM124 151V150H123ZM151 151V152H150ZM124 152V153H125ZM110 154L109 155H107L108 156V159H110L111 160V158L113 157V156H111V158H109V156L112 154L111 152H109ZM123 153V152H122ZM121 153V154H122ZM127 153H129V151L127 152ZM261 154H259V156H263V154H264V152H260ZM145 154H146V152H145ZM74 155V154H73ZM76 155V154H75ZM258 156V157H259ZM74 157V156H73ZM78 157V156H77ZM116 156H114L113 157V160H114V158H115ZM121 157V158H120ZM119 157V160L120 159H122V158H124V157H122V156H120ZM101 158V157H100ZM99 158V159H100ZM117 158H118V156H117ZM117 158H115V161L117 160V162L119 161ZM139 158V159H140ZM71 159H75V158H72L71 157ZM107 159V160H108ZM142 159V158H141ZM140 159V160H141ZM73 161V160H72ZM121 162H123L124 163V159L123 160H120ZM76 161L74 160V163H75ZM116 162V163H117ZM120 162V163H121ZM146 162V161H145ZM74 163H72V165L74 164ZM108 163H110V161L108 162ZM113 163V166H115L116 167V165H115V162H112ZM150 163V162H149ZM119 164V163H118ZM145 164H148V163H145ZM120 166L121 165H123L122 163L121 164H119ZM125 165V164H124ZM109 166H111V165H109ZM126 166V165H125ZM27 167V169H29V167L28 166H26ZM114 167V168H115ZM113 168V167H112ZM118 169V168H117ZM121 169V168H120ZM119 169V170H120ZM32 170V169H31ZM87 170H89L88 168H87ZM119 170H118V172H119ZM123 169H121L120 171H122ZM125 171H127L126 170V168L124 169ZM117 171V170H116ZM32 172H33V170H32ZM34 172H36V171H34ZM33 172V173H34ZM228 172V171H227ZM86 173V172H85ZM92 174L94 173V172H91ZM119 173H121V172H119ZM127 173V172H126ZM32 174V173H31ZM91 174V175H92ZM122 174H123V171H122ZM256 174V173H255ZM257 174H259V173H257ZM30 175V174H29ZM96 175V173H94L92 176H95ZM263 175L262 174H260V175H255L254 176V174H253V177H252V181L254 180H256L255 182L257 183V181H259V180H261L263 177H262ZM31 177H33V176H31ZM33 178H35V177H33ZM259 178V179H258ZM48 179V178H47ZM258 179V180H257ZM36 180V179H35ZM44 181V180H43ZM42 181V182H43ZM171 181V180H170ZM170 181H168L169 182V184L168 183H166V184H164V186H161V185H156V190L154 189V191H155V193H156V196L157 197H162V196H164V194L165 195H167L166 194V192H170L169 190H170V188H171V182ZM172 181H173V179H172ZM190 181H192V180H190ZM253 181V182H254ZM30 182H32V184H33V181H31L30 180ZM193 182V181H192ZM254 182V183H255ZM165 183V182H164ZM171 183V184H170ZM189 183V182H188ZM40 184V183H39ZM45 184V185H44ZM44 186H43V190H44V192H45V194L47 195V193L46 192H51L52 190H53V187H51L50 186V183H49V180L47 181L46 180V183L44 182ZM192 184V185H191ZM190 185H189V194H191L192 192H193V188H194V184L193 183H191ZM166 185V186H165ZM36 186H37V184H36ZM41 186V185H40ZM42 187V186H41ZM219 189V188H218ZM249 190H250V188H248ZM40 190H41V188H40ZM55 190V189H54ZM53 190V191H54ZM36 191H37V189H36ZM38 191H39V188H38ZM248 190H246V192H247ZM2 192L3 193H5V189H2L1 191H0V193L2 194ZM41 192V191H40ZM39 192V194H40V196L39 197H42L41 196V193ZM55 195H56V193H55V191L53 192ZM247 193H249V194H251V190H250V192H247ZM44 193H42V195H43ZM54 194H51L50 196L51 197H53L54 196ZM158 194V195H157ZM46 195H44V196H46ZM53 195V196H52ZM66 195V194H65ZM48 196V195H47ZM46 196V197H47ZM33 197H31V199H32ZM45 198V197H44ZM44 198H42V200L44 199ZM227 198V197H226ZM30 199V200H31ZM33 200V199H32ZM66 200H68V199H66ZM66 200H63V202H67ZM13 201H14V199H13ZM36 202H37V200H35ZM39 201V200H38ZM193 201H194V199H193ZM34 202V201H33ZM35 202V203H36ZM63 202L61 201V206L60 207H64L65 206V204L66 205H68V202L67 203H65V204H63ZM9 203H10V205L13 203L12 201H9ZM30 203H32V202H30ZM37 203H39V202H37ZM69 203H71V205H72V203L73 202H69ZM14 205H16V208H21L22 207V203H20L19 204V201H16V202H14L13 203ZM12 204V205H13ZM18 204V205H17ZM138 204L139 205H141L139 202H138ZM262 204H264V197L261 199V200H259L258 202H256L255 204H253L254 206L255 205H262ZM34 205V204H33ZM36 205V204H35ZM35 205H34V207H35ZM39 205V207H40V204H38ZM38 205H37V207H38ZM62 205H64V206H62ZM32 206V205H31ZM70 206V205H69ZM12 207H14V206H12ZM28 208H29V201H28ZM31 208V207H30ZM41 208V207H40ZM40 208H38V209H40ZM68 207L67 206H65V208L64 209H67ZM32 210H35V209H33V206H32V208H31ZM27 210V209H26ZM30 210V209H29ZM28 210V212L27 211H25V210H23L24 211V213L26 214V213H31V217L30 216H28L29 214H27V216L25 215V218H23V220H25V223H26V220H29V222L27 221V225L29 226V228H31L30 226L31 225H33L34 223H35V221H38V219H37V217H38V211L39 210H37V216H36V218L34 217V220H33V216H35L34 215V211H29ZM41 210V209H40ZM36 213V212H35ZM40 214H41V212H40ZM27 217L29 218V219H27ZM143 217V216H142ZM32 218V219H31ZM33 221H31V220ZM31 222V223H30ZM23 223V222H22ZM29 223L31 224V225H29ZM24 224V223H23ZM26 224H24V226H26L25 228L27 229L28 227H27V225ZM37 224V223H36ZM35 224V225H36ZM35 225H33V227L32 228H36L37 227V225H36V227H34ZM38 229V228H37ZM33 230V229H32ZM49 230V229H48ZM27 232H29V231H27ZM26 232V233H27ZM34 232H35V230H34ZM59 232V231H58ZM30 233H31V231H30ZM57 233V232H56ZM32 234H33V232H32ZM59 235L58 236H60V233H58ZM56 235V234H55ZM23 237H21L20 238V242H18L19 244H17V246H20V244L21 245H23V244H25L26 243V241H24V240H26L28 237H27V235L26 234H24V235H22ZM57 236V235H56ZM141 238V237H140ZM24 239V240H23ZM138 239V238H137ZM139 241H141V240H139ZM21 242H25V243H21ZM22 246H20V248H21ZM145 247V246H144ZM17 248V247H16ZM15 248V249H16ZM4 249V252H5V250L7 251V247H5V248H3ZM23 249V248H22ZM143 250V249H142ZM3 251V250H2ZM2 251H1V253H0V258L2 257V258H4L3 257V253H2ZM20 250L17 248V251H16V253L17 252H19ZM59 251V250H58ZM22 253V252H21ZM17 254H20V252L19 253H17ZM48 257V256H47ZM48 258H50V257H48ZM1 260V259H0ZM44 260H46V259H44ZM43 260V258H42V260L40 259L39 261L38 260H36L37 261V264L41 261H43L44 263L43 264H47L45 261ZM50 260V259H49ZM49 260H47V261H49ZM52 260H53V258H52ZM34 262V263H36V261L35 260H30V261H28V263L29 264H31V262ZM49 263H51V261L49 262ZM138 263H140V261L138 262ZM138 263H136V264H138ZM40 264V263H39Z\"/></svg>",
  "mask_w": 264,
  "mask_h": 264
}]
</instances>
